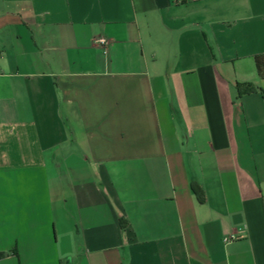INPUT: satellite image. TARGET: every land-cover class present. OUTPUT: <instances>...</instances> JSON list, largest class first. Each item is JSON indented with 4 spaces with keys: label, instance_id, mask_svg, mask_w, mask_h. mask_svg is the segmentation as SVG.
I'll return each instance as SVG.
<instances>
[{
    "label": "crops",
    "instance_id": "0c3cea01",
    "mask_svg": "<svg viewBox=\"0 0 264 264\" xmlns=\"http://www.w3.org/2000/svg\"><path fill=\"white\" fill-rule=\"evenodd\" d=\"M262 55L264 0H0V264H264Z\"/></svg>",
    "mask_w": 264,
    "mask_h": 264
},
{
    "label": "trees",
    "instance_id": "16d2710c",
    "mask_svg": "<svg viewBox=\"0 0 264 264\" xmlns=\"http://www.w3.org/2000/svg\"><path fill=\"white\" fill-rule=\"evenodd\" d=\"M256 62H257V67H258V71H259L260 75L262 77H264V70L262 68V65L264 64V55L257 57ZM262 95L264 96L263 91H262ZM194 191H195V189H194Z\"/></svg>",
    "mask_w": 264,
    "mask_h": 264
},
{
    "label": "built area",
    "instance_id": "2783aa9c",
    "mask_svg": "<svg viewBox=\"0 0 264 264\" xmlns=\"http://www.w3.org/2000/svg\"><path fill=\"white\" fill-rule=\"evenodd\" d=\"M94 43L104 49H107L109 47V42L103 38L96 39ZM231 239H234V237H231Z\"/></svg>",
    "mask_w": 264,
    "mask_h": 264
},
{
    "label": "rangeland",
    "instance_id": "374dc122",
    "mask_svg": "<svg viewBox=\"0 0 264 264\" xmlns=\"http://www.w3.org/2000/svg\"><path fill=\"white\" fill-rule=\"evenodd\" d=\"M1 240L4 241V242H7V241L9 240V238H8L7 236H3V237L1 238Z\"/></svg>",
    "mask_w": 264,
    "mask_h": 264
}]
</instances>
